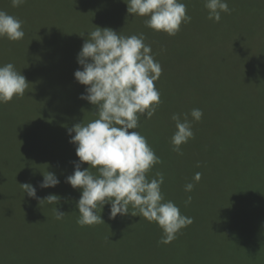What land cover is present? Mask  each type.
<instances>
[{
    "label": "trees",
    "instance_id": "trees-1",
    "mask_svg": "<svg viewBox=\"0 0 264 264\" xmlns=\"http://www.w3.org/2000/svg\"><path fill=\"white\" fill-rule=\"evenodd\" d=\"M181 2L186 4L187 14L191 17L207 10L203 0ZM248 2L264 17V0ZM0 10L22 20L25 32L23 39L18 41L0 38V65L13 63L28 81L22 97L14 96L10 102L0 103V248H241L231 224L232 202L223 191L217 193L214 201H203L206 194L197 191L201 182L193 180L195 162L173 151L170 142L173 134L168 135V129L173 126L165 125L166 111L173 104L182 105L180 87H184V81L179 59H188L193 55L190 47L184 46L183 50L177 46L178 42L161 39L156 43L151 42L149 36L155 32L163 37L162 31L146 27L144 20L147 17L129 16L123 0H26L19 7H13L11 0H0ZM185 25L182 24L181 28ZM97 26L111 27L126 36L144 33L145 43L151 45L154 59L162 67L159 80L154 82L160 92L161 103L151 119L140 116V127L136 129L147 138L161 160L151 169L148 178L154 177L157 171L162 172L164 185L177 182V170H185L189 175L188 180L197 185L187 192V196H191L192 200L200 199L197 202L203 204L196 208L192 203L186 206L185 195L180 192L168 193L161 185L165 200H172L183 215L184 207L189 218L193 219V223L182 228L170 244L158 243L162 230L155 222L150 223L131 214H118L114 220L110 219L108 205L97 210L104 223L77 224L80 214L76 203L81 190L73 188L65 182V178L74 172L73 162L79 158L76 146L69 142L67 129L76 123H87L97 118L95 106L80 98L87 86L74 77V72L81 67L77 54L88 32ZM212 95H204L207 110L212 109ZM246 98V105L222 103L221 108L230 114L242 116L257 128H253L255 131L263 132L264 100ZM197 102H191V107L198 106L202 110L201 101L200 105ZM174 113H180L183 119L180 109L175 108ZM218 117L216 120L219 122ZM205 118L202 116L196 124L198 126L192 125L194 137L202 136V133L205 136L208 129L212 133L200 149L191 144L189 153L194 157L195 151H200L205 157H200L202 162L197 163L209 167L212 172L218 173L219 178L228 181V171L232 173V170L225 155L235 154L231 153V150H235L236 161L242 163L249 158L247 164L251 165V156L257 153L250 139L232 136L224 120L221 128L214 132L213 125L217 121H207ZM186 146L187 143L181 145L182 152ZM222 159L225 161L222 162ZM87 167L89 165L85 162L82 168ZM47 170L54 172L60 183L55 187L40 188L43 172ZM23 183L35 186L41 199L49 194H57L60 197L57 207L65 212L63 219L55 218L53 209L56 205L47 201L39 203L38 199L24 193ZM213 185L217 192V183Z\"/></svg>",
    "mask_w": 264,
    "mask_h": 264
},
{
    "label": "clouds",
    "instance_id": "clouds-1",
    "mask_svg": "<svg viewBox=\"0 0 264 264\" xmlns=\"http://www.w3.org/2000/svg\"><path fill=\"white\" fill-rule=\"evenodd\" d=\"M123 2L127 4L129 16L147 17L144 20L146 27L169 36H175L181 25L190 23L192 19L181 0ZM24 3L26 0H11L13 7ZM203 3L208 10V19L215 22L221 20V13L231 11L227 0H203ZM23 23L0 10V38L6 37L11 41L23 39ZM145 39L144 33L126 36L111 27L97 26L88 32L77 54L81 67L74 72V77L87 86L80 98L95 106L97 118L87 123H76L67 129L69 142L76 146L79 159L73 162L74 172L65 178V182L81 190L76 203L80 214L78 225L104 223L97 210L108 205L110 219L114 220L118 214H131L150 223L155 222L162 230L158 243L170 244L182 228L193 223V219L183 215L172 200H165L161 190L165 180L162 172L157 171L154 177L148 178L151 169L161 160L147 138L136 129L140 127V116L151 119L161 103L160 92L154 82L159 80L162 67L154 59L152 47L145 43ZM27 87L26 77L13 63L0 65V103H8L14 96L22 97ZM182 115L183 119L180 113L171 116L176 130L170 142L173 151L180 155L183 154L181 145L194 138L192 120L200 121L203 111L193 108L190 113ZM85 162L89 167L82 168ZM201 175L196 173L193 180L199 182ZM59 183L57 175L47 170L43 172L39 187H55ZM21 186L24 193L38 199L39 203L47 201L56 205L53 209L55 218L63 219L65 212L57 207L60 201L57 194L41 199L31 183ZM193 188L192 182L184 185L185 192H191ZM191 200L192 197L188 196L185 205Z\"/></svg>",
    "mask_w": 264,
    "mask_h": 264
},
{
    "label": "rangeland",
    "instance_id": "rangeland-1",
    "mask_svg": "<svg viewBox=\"0 0 264 264\" xmlns=\"http://www.w3.org/2000/svg\"><path fill=\"white\" fill-rule=\"evenodd\" d=\"M247 2L227 0L231 11L221 13L219 22L209 20L206 10L194 15L189 25L180 28L175 36L165 32H162L163 37L155 32L149 36L153 43L161 39L178 42L177 46L183 50L184 46L193 50L188 59H179L184 81V87H180L183 99L182 105L173 104L166 111L165 125L173 126L168 129V135L176 130L171 120L175 108L182 114L188 113L198 108L191 107V102L198 101L200 105L201 101L203 117L207 121H217L213 125L214 132L221 128L224 120L232 136L250 139L257 153L251 156V165L247 164L249 158L242 163L236 161L235 150H231L235 154L225 155L232 173L228 171V181H224L217 172L197 163L202 162L200 157H205L204 154L195 151L193 157L189 153L191 144L198 149L202 147L212 133L210 129L205 136L202 133V136L190 138L183 152L185 159L195 162V174H202L197 191L206 194L203 201H214L217 193L223 191L232 202L231 224L241 248H0V264H264V131H255L257 128L249 124V120L221 108L222 103L246 105L247 96L264 100V17ZM206 93L214 96L212 109L208 110L204 103ZM217 116L221 122L216 120ZM189 119L192 120L191 116ZM197 122L192 120V125L198 126ZM177 172L178 181L164 184L162 188L168 193L180 192L187 198L184 185L192 181L188 180L185 170ZM214 183H217V192ZM197 200H191L194 208L203 205ZM182 210L189 217L184 207Z\"/></svg>",
    "mask_w": 264,
    "mask_h": 264
}]
</instances>
